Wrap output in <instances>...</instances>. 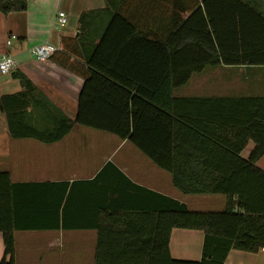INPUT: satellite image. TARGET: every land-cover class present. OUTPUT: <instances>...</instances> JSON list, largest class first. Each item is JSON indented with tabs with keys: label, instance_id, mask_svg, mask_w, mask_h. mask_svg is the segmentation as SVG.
I'll return each mask as SVG.
<instances>
[{
	"label": "trees",
	"instance_id": "trees-1",
	"mask_svg": "<svg viewBox=\"0 0 264 264\" xmlns=\"http://www.w3.org/2000/svg\"><path fill=\"white\" fill-rule=\"evenodd\" d=\"M104 1L103 9L79 16L78 36L62 38L49 59L83 80L74 119L15 71L22 91L0 96L8 135L52 144L75 125L107 133L169 173L182 194L225 197L221 212H191L169 201L171 208L148 216L149 227L137 228L131 214L107 213L91 226L98 232L96 264H223L232 250L258 253L264 249V171L256 166L264 156V97H175L174 91L206 67H264V0ZM26 7L27 0H0L3 15ZM248 142L254 147L244 159ZM27 186L0 172V264H15L14 231L59 229L27 218ZM70 196L66 206L73 209ZM85 227L67 219L63 229ZM172 229L203 233L200 260L171 257ZM106 233L117 241H106ZM106 252L121 255L110 259Z\"/></svg>",
	"mask_w": 264,
	"mask_h": 264
},
{
	"label": "crops",
	"instance_id": "crops-1",
	"mask_svg": "<svg viewBox=\"0 0 264 264\" xmlns=\"http://www.w3.org/2000/svg\"><path fill=\"white\" fill-rule=\"evenodd\" d=\"M104 7V0H27L23 12L0 13V57L7 53L15 61V69L0 76V96L22 91L19 80L12 77L16 71L73 120L83 80L50 60L37 61L30 52L46 43L58 50L62 38L78 36V18L82 13ZM59 12L67 17V24L61 28L56 26ZM9 36H15L16 41L7 47ZM174 96L264 97V67L205 68L193 75L181 92L174 91ZM253 147V142H248L241 156L247 159ZM256 166L264 171V156ZM0 172L8 173L12 184L28 185L27 218H42L45 226H59V229L14 231L15 264H96L98 232L91 226L102 217L106 219L107 213L131 214L139 228L149 227L147 218L153 212L171 208L169 201L182 204L191 212H215L213 209L221 212L226 205L225 197L220 195L182 194L172 185L169 173L159 169L128 141L78 125L52 144L13 139L1 113ZM18 190L15 186L12 192ZM68 193L75 199L73 209L66 206ZM67 219L70 224L81 223L86 227L65 230ZM116 237L105 234L108 242L117 241ZM203 237L201 231L172 229L171 257L200 260ZM120 255L106 252L105 258L118 259ZM2 257L0 234V261ZM223 264H264V252L232 250Z\"/></svg>",
	"mask_w": 264,
	"mask_h": 264
},
{
	"label": "built area",
	"instance_id": "built-area-1",
	"mask_svg": "<svg viewBox=\"0 0 264 264\" xmlns=\"http://www.w3.org/2000/svg\"><path fill=\"white\" fill-rule=\"evenodd\" d=\"M67 24L65 13L59 12L56 17V26L61 28ZM16 41L15 36H9L6 40V46L10 47ZM57 51V48L50 44H42L32 48L31 55L39 62H46ZM15 69V61L9 54H3L0 57V76L8 75ZM264 252V249H262Z\"/></svg>",
	"mask_w": 264,
	"mask_h": 264
},
{
	"label": "rangeland",
	"instance_id": "rangeland-1",
	"mask_svg": "<svg viewBox=\"0 0 264 264\" xmlns=\"http://www.w3.org/2000/svg\"><path fill=\"white\" fill-rule=\"evenodd\" d=\"M206 68H208V69H211V68H213V67H206ZM184 89V87H182V88H180V89H178V90H175V91H177V92H181L182 90ZM185 91V90H184ZM211 211H215V212H217L218 210H211ZM71 240H73V239H71Z\"/></svg>",
	"mask_w": 264,
	"mask_h": 264
}]
</instances>
